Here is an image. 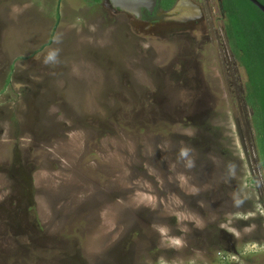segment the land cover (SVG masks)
<instances>
[{
  "label": "rangeland",
  "instance_id": "374dc122",
  "mask_svg": "<svg viewBox=\"0 0 264 264\" xmlns=\"http://www.w3.org/2000/svg\"><path fill=\"white\" fill-rule=\"evenodd\" d=\"M34 3L0 0V206L22 223L1 220L0 264H264L245 68L100 6L64 10L44 47Z\"/></svg>",
  "mask_w": 264,
  "mask_h": 264
},
{
  "label": "flooded vegetation",
  "instance_id": "af4514ba",
  "mask_svg": "<svg viewBox=\"0 0 264 264\" xmlns=\"http://www.w3.org/2000/svg\"><path fill=\"white\" fill-rule=\"evenodd\" d=\"M204 1V2H203ZM155 0L147 5L140 7V13L136 14L120 6L114 4L113 0H83L81 2L73 0H36L33 7L27 8L29 13L34 14L36 17H43L45 20L55 21L52 32L50 34L51 40L45 43L43 46H47L52 43L54 34L57 31L58 24L62 20L65 11L73 9L78 5L81 9L91 11L89 15H95V7H101L97 15L107 16L111 19H122L125 23L129 24L133 30L143 34H151L155 36H186L195 42L197 35L202 31L205 33V37L208 41H218L220 47L223 48L224 56L229 62L233 64H239V60L236 54L232 50L230 40L227 34L228 18L223 7V0H216L215 5L211 3V0ZM81 4L83 5L81 7ZM177 5L183 9L185 13L182 15L175 13L169 15V12L174 9ZM217 8V12L220 13L218 22H221V28L216 27V20L213 12ZM37 11V13H36ZM105 11V15L102 12ZM27 13V12H26ZM25 13L21 14L24 15ZM67 14V13H66ZM71 17L81 16L80 13H69ZM28 17L30 15L26 14ZM32 18V17H30ZM106 19V18H104ZM121 20V21H122ZM122 21V22H123ZM221 31V32H220ZM223 37V38H222ZM42 46V47H43ZM31 55H29L30 57ZM192 69V68H191ZM176 72H172V79L178 80L180 76L175 75ZM189 71L183 74L182 80H194V77H189ZM185 77V78H184ZM10 80V79H9ZM15 172V171H14ZM18 172V171H17ZM22 175V174H21ZM25 178V175H23ZM3 203L0 206V223L1 220L8 224H13L15 227L22 223L18 219H14L10 215L13 210V205ZM2 235L7 234V231L3 229Z\"/></svg>",
  "mask_w": 264,
  "mask_h": 264
},
{
  "label": "trees",
  "instance_id": "16d2710c",
  "mask_svg": "<svg viewBox=\"0 0 264 264\" xmlns=\"http://www.w3.org/2000/svg\"><path fill=\"white\" fill-rule=\"evenodd\" d=\"M259 1L264 4V0ZM223 7L232 50L247 73L245 100L253 111L264 162V12L250 0H223Z\"/></svg>",
  "mask_w": 264,
  "mask_h": 264
},
{
  "label": "water",
  "instance_id": "95a60500",
  "mask_svg": "<svg viewBox=\"0 0 264 264\" xmlns=\"http://www.w3.org/2000/svg\"><path fill=\"white\" fill-rule=\"evenodd\" d=\"M114 4L117 6L122 7L123 9H126L128 11H131L133 13L139 14L140 13V7L142 5H147L151 2H154L155 0H113ZM253 2L259 9H261L264 12V4H262L259 0H250ZM175 13L183 14L185 13L183 9L180 7V5H177L169 12V15H173ZM262 137H263V144H264V112H263V122H262Z\"/></svg>",
  "mask_w": 264,
  "mask_h": 264
}]
</instances>
